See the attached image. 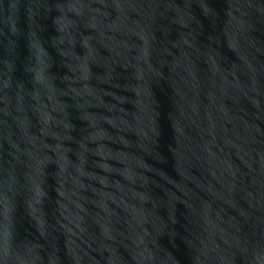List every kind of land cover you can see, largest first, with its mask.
I'll return each instance as SVG.
<instances>
[{"label":"water","instance_id":"1","mask_svg":"<svg viewBox=\"0 0 264 264\" xmlns=\"http://www.w3.org/2000/svg\"><path fill=\"white\" fill-rule=\"evenodd\" d=\"M0 264H264V0H0Z\"/></svg>","mask_w":264,"mask_h":264}]
</instances>
